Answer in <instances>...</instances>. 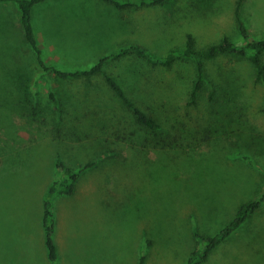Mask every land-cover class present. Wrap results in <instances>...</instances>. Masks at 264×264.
Listing matches in <instances>:
<instances>
[{
    "label": "rangeland",
    "instance_id": "1",
    "mask_svg": "<svg viewBox=\"0 0 264 264\" xmlns=\"http://www.w3.org/2000/svg\"><path fill=\"white\" fill-rule=\"evenodd\" d=\"M121 1L146 4L113 6L115 12L93 0H45L35 5L34 24L46 62L67 70L90 68L100 57L132 44L164 56L183 49L189 32L200 47L225 36L242 38L236 17L240 0H170L161 5ZM83 4L96 18L82 21L83 27L98 30L99 36L88 34L83 44H74L77 31L65 17L71 19V10ZM105 10L106 16L114 13V21L109 18L112 24L103 16ZM242 17L251 37L264 38V0H243ZM116 18L119 31L109 37L117 29ZM20 22L16 4L0 0L1 93L11 88L8 73L27 60ZM230 57L221 55L209 63L216 87L207 86L198 105H189L196 74L192 60L181 59L167 68L151 66L132 54L105 65V72L186 149H162L167 143L164 131L137 125L133 111L103 73L68 78L70 105H59L58 114H47L32 124L18 117L17 151L10 150L6 159L0 154V264H53L43 218L44 196L57 177V161L78 167L94 159L98 163L82 173L75 193L55 201L59 264H139L143 248L144 264H185L197 242L193 231L213 233L218 222L225 223L211 220L205 201L215 208L212 200L220 194L218 217L223 220L230 202H238L253 188L255 176L264 191V83L257 80L248 58L235 56L229 64ZM222 66L230 68L231 89L222 88ZM41 74L38 68L36 76ZM48 77L53 86L60 84L52 73ZM47 82L42 79L35 88L47 92ZM215 89L223 92L218 102L209 98ZM215 107L220 111L217 117L235 114L238 130H231L226 118L225 123L238 148L220 145V152L213 150L218 146L216 133L199 139L200 131L210 127ZM184 131L198 137H188ZM161 132L164 135L157 136ZM248 134L257 139L251 144L259 147L254 150L259 172L237 152L239 144L246 148ZM0 136H5L3 130ZM206 264H264V207Z\"/></svg>",
    "mask_w": 264,
    "mask_h": 264
},
{
    "label": "trees",
    "instance_id": "2",
    "mask_svg": "<svg viewBox=\"0 0 264 264\" xmlns=\"http://www.w3.org/2000/svg\"><path fill=\"white\" fill-rule=\"evenodd\" d=\"M14 2L20 13V23H21V45L25 46L24 56L27 60L23 65H17L15 71L8 73V81L11 83V88L5 93L0 92V130H3L4 137L0 136V154L2 159L10 157V150H16L17 134L21 129V126L17 122V118H24L28 121V124H32L39 119L43 120L47 118V114L53 115V113L58 112V106L63 103L69 104L70 97L68 92V78L72 77H91L96 74L103 73L107 79V82L112 86L116 95L123 100L133 111L137 125L144 127L146 129L155 131L163 130L164 126L161 121L158 120L153 115L143 110L136 102L133 100L122 84L116 80L113 76L105 72L106 63L113 59H118L125 57L127 55H137L142 57L151 66H162L171 67L178 60H192L195 62V77L191 83L190 90V102L189 105H198L199 102L206 95L208 90L207 86L216 87L215 81L212 79L211 75L214 77V73L211 72L209 63L220 58L221 55H231L228 63L231 64L234 61L232 57H245L248 58L256 70V78L258 81L264 83V38H254L245 24L242 17V4L243 0H240L236 9V17L239 24L240 33L242 38L240 41H234L229 36H225L222 41L211 43L206 46H198L196 36L189 32L187 34L186 45L183 49H172L167 55L160 56L149 50L146 46L132 44L128 46H123L119 50L100 57V59L90 68L85 69H75L67 70L56 65H50L44 59L43 51L41 48L40 39L37 34V27L34 24V14L33 9L35 5L41 3L45 0H1ZM109 3L114 4L119 9L138 7L140 5H145L146 1L141 3H136L133 1L123 2L121 0H105ZM170 0H149L150 5H161ZM29 55L31 57H29ZM225 65V64H224ZM42 69L41 76H36V70ZM229 70H225V69ZM221 71V76L225 79L224 85L231 89V80L227 75L230 72V68L227 66H222L219 68ZM49 73L54 75L55 81H59V85H54L52 83L53 78L48 77ZM50 78V79H49ZM47 80L48 89L47 92L35 88L39 85L40 80ZM220 94V96L218 95ZM223 92L217 89L211 90L209 92V98L212 102L222 100ZM70 105V104H69ZM58 114V113H57ZM211 117L208 122L210 127H206L200 131V140H205L212 134L216 133L214 143L215 146L213 150H217L220 146L221 148H238V146L232 140L233 134L228 130L225 123V118L222 116H216L220 114L218 107L210 112ZM235 114L226 118L229 122V128L231 130H238V124L235 120ZM62 119L58 121V126L61 125ZM224 122V123H223ZM27 124V125H28ZM214 125V127L212 126ZM57 126V127H58ZM164 131L166 135V144H162V149H175L184 148L176 137L172 134ZM175 132V131H174ZM178 132V131H176ZM164 133H160L157 136H163ZM171 135H169V134ZM188 137H198L194 132H183ZM245 149L239 144L238 154L241 155L240 160H245L248 167H252L254 170L258 171L260 169L259 165L255 162V152L254 150L259 149L255 144H251L254 139L251 134L247 135ZM250 140V141H249ZM195 141L194 143H196ZM160 143V142H158ZM186 145H188L186 143ZM184 146V147H182ZM191 146V145H188ZM212 150V151H213ZM17 151V150H16ZM220 152L219 150H217ZM217 151H214L217 153ZM213 153V152H211ZM11 154V153H10ZM235 162V158L226 156V159ZM98 163L97 159L88 161L85 164H81L78 167L69 166L63 160L57 161V177L48 186V189L44 196V218L43 226L45 230V242L48 249L49 259L53 264H59V248L55 239V233L57 228V213L55 201L60 196H71L75 193L77 188V183L82 173L94 167ZM258 168H257V167ZM253 188L246 192V196L241 198L238 202H230V206L224 210V219L220 220L218 217L221 209L219 207L218 197L221 199L220 194H217L214 200H212L215 208H211L209 203L205 201L208 214L213 215L212 221H225V223H217L215 231L213 233H202L199 229L194 230V235L197 239L196 246L191 251L185 264H206L212 253L224 242L231 240L234 236H237L243 228L244 225L248 226L250 220L255 216L256 212L264 207V191H262L263 184L255 176L253 179ZM251 185V184H249ZM252 187V186H249ZM149 245L152 243L151 240L148 241ZM147 258V252L142 249L140 254L139 264H144Z\"/></svg>",
    "mask_w": 264,
    "mask_h": 264
},
{
    "label": "crops",
    "instance_id": "3",
    "mask_svg": "<svg viewBox=\"0 0 264 264\" xmlns=\"http://www.w3.org/2000/svg\"><path fill=\"white\" fill-rule=\"evenodd\" d=\"M93 1H95L99 5V7H100V4H104V5H107V7L109 8L108 11H110L111 8H112V11L115 12V8L113 7V6H115L114 4L109 3V2H107L105 0H93ZM70 15H71V19H67L65 17L66 22L69 23V24H71L72 26H74L75 28L73 30H76L77 31V37L72 41V43H74V44H83V39H85V37H87L88 34L93 35V36H99L98 30L95 33L92 29H90V28L85 29L83 27V22L82 21L88 22L90 19H93V18L96 20V18L94 17V12H93L92 9L91 10L87 9L86 6H85V4H83V8L81 6H75L71 10ZM113 15H114V13H110V14H108L106 16V10L103 11V16L108 18L109 24H112L111 20L114 21L113 20ZM75 22H77V24H75ZM116 22H117V29H116V31L113 29V31H111V33H109V35H107V36L111 37L112 34H113V36L115 37L116 34L118 33V31H119V28H118L119 21H118V19H117ZM113 24H114V22H113ZM112 27H113V25H112ZM37 32H38V30H37ZM101 35L104 36V34H101Z\"/></svg>",
    "mask_w": 264,
    "mask_h": 264
}]
</instances>
